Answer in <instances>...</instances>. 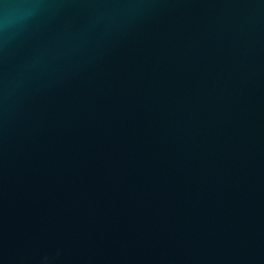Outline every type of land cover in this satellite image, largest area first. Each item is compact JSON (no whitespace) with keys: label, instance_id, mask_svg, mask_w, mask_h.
Instances as JSON below:
<instances>
[{"label":"water","instance_id":"95a60500","mask_svg":"<svg viewBox=\"0 0 264 264\" xmlns=\"http://www.w3.org/2000/svg\"><path fill=\"white\" fill-rule=\"evenodd\" d=\"M0 264H264V0H0Z\"/></svg>","mask_w":264,"mask_h":264}]
</instances>
